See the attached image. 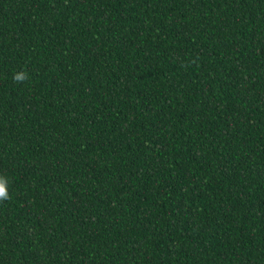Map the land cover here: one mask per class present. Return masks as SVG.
Instances as JSON below:
<instances>
[{"label": "trees", "instance_id": "1", "mask_svg": "<svg viewBox=\"0 0 264 264\" xmlns=\"http://www.w3.org/2000/svg\"><path fill=\"white\" fill-rule=\"evenodd\" d=\"M0 178V264H264V0H0Z\"/></svg>", "mask_w": 264, "mask_h": 264}, {"label": "clouds", "instance_id": "2", "mask_svg": "<svg viewBox=\"0 0 264 264\" xmlns=\"http://www.w3.org/2000/svg\"><path fill=\"white\" fill-rule=\"evenodd\" d=\"M27 75L24 72L16 73L13 75L14 82L21 83L27 79ZM9 198L7 181L5 178H0V200H6Z\"/></svg>", "mask_w": 264, "mask_h": 264}]
</instances>
